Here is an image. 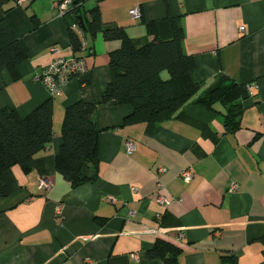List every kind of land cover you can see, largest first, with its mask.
I'll use <instances>...</instances> for the list:
<instances>
[{"label":"crops","instance_id":"obj_1","mask_svg":"<svg viewBox=\"0 0 264 264\" xmlns=\"http://www.w3.org/2000/svg\"><path fill=\"white\" fill-rule=\"evenodd\" d=\"M56 1L0 4V19H8L26 52L18 79L0 69V109L31 112L49 97L36 76L55 58L73 56L72 20L55 14ZM80 1L84 19L98 6L103 24L140 42L169 37L168 18H177L201 92L226 78L253 84L252 93L242 97L240 126L231 132L223 106L197 103L158 123L124 124L130 105L99 102L111 78L108 54L120 41L87 33L88 72L52 97L51 141L31 171L13 166L2 174L9 194L0 196V264H164L148 255L157 239L179 245L178 264H264V0ZM132 8L140 19H132ZM79 99L97 102L98 168L91 181L71 187L55 157L64 110ZM128 138L136 143L130 155ZM185 169L193 172L189 182L180 177ZM232 183L238 189L229 192Z\"/></svg>","mask_w":264,"mask_h":264},{"label":"trees","instance_id":"obj_2","mask_svg":"<svg viewBox=\"0 0 264 264\" xmlns=\"http://www.w3.org/2000/svg\"><path fill=\"white\" fill-rule=\"evenodd\" d=\"M5 1L0 0V4ZM81 5L80 0H73L66 14L84 35L101 33L105 40L120 41V47L108 54L111 78L99 102L130 105L132 111L124 118V124L158 123L178 117L188 104L197 103L212 110L215 105L223 106L225 130L231 132L239 128L245 85L223 78L202 93L190 76L195 61L184 50V31L177 18H168L169 37L156 34L140 42L129 37L121 27L103 24L98 6L89 11V19H84ZM155 24L147 25L153 30ZM69 38L73 56H85L86 49L81 51V38L70 26ZM25 58V49L10 22L1 18L0 69H6L12 80L18 79V66ZM96 106L97 102L79 99L64 110L55 169L71 187L91 181L96 175L100 133L95 120ZM52 116L50 96L25 116L14 109H0V196L9 194L2 176L5 170L18 166L28 173L35 167V155L52 139ZM88 167L92 175L84 172ZM180 254L179 245L164 239H157L148 251L149 257L161 258L164 264H178ZM224 260L228 264L236 263L233 258Z\"/></svg>","mask_w":264,"mask_h":264},{"label":"built area","instance_id":"obj_3","mask_svg":"<svg viewBox=\"0 0 264 264\" xmlns=\"http://www.w3.org/2000/svg\"><path fill=\"white\" fill-rule=\"evenodd\" d=\"M72 4L73 0L56 1L53 5L55 14L59 17H64L69 6ZM129 13L132 19L138 20L141 17L139 8H132ZM70 27L73 31H76L81 38V51L85 50L87 47V41L80 27L75 22H71ZM242 29L243 27H240V30ZM50 51L57 52L58 49L55 45H52L50 46ZM87 70L85 56H71L69 58L57 57L50 64H48L38 76H36V79L44 86L48 95L50 97H54L61 94L63 87L72 77L83 76L88 72ZM81 84H85V82L82 81ZM245 87L247 93L250 95L252 93L251 89L253 88V84H247ZM124 147L126 154L130 155L136 150V143L134 140L128 138L124 141ZM163 170L164 168H159V171ZM180 177L185 182H189L193 177V172L190 169H185L181 172ZM39 187L42 189H48V181L40 178ZM237 189L238 185L236 183H232L228 191L234 192ZM158 200L163 203H168L163 196H158ZM109 201L112 202L113 198H109Z\"/></svg>","mask_w":264,"mask_h":264},{"label":"water","instance_id":"obj_4","mask_svg":"<svg viewBox=\"0 0 264 264\" xmlns=\"http://www.w3.org/2000/svg\"><path fill=\"white\" fill-rule=\"evenodd\" d=\"M79 22H81V21H79ZM248 96V94H247V90H246V87H244L243 89H242V97L243 98H246Z\"/></svg>","mask_w":264,"mask_h":264},{"label":"rangeland","instance_id":"obj_5","mask_svg":"<svg viewBox=\"0 0 264 264\" xmlns=\"http://www.w3.org/2000/svg\"><path fill=\"white\" fill-rule=\"evenodd\" d=\"M164 77H166V74H164Z\"/></svg>","mask_w":264,"mask_h":264}]
</instances>
